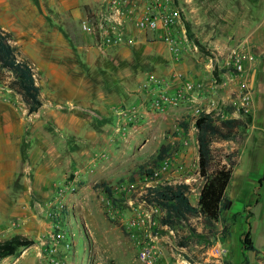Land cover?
<instances>
[{
  "label": "rangeland",
  "instance_id": "374dc122",
  "mask_svg": "<svg viewBox=\"0 0 264 264\" xmlns=\"http://www.w3.org/2000/svg\"><path fill=\"white\" fill-rule=\"evenodd\" d=\"M213 1L0 0V29L9 34L17 57L32 67L43 101L37 113L28 114L20 97L9 90L8 77L0 76V112L4 108L13 111L9 126L14 152L8 161L17 160L12 180L0 196V241L21 235L34 242L0 264H141L133 240H141L142 232L132 238L128 223L138 216L158 221L160 214L140 199L144 186L138 178L130 183L131 173L162 145H170L179 163L186 160L185 174L196 177L190 184L198 189L201 181L195 167V128L185 121L194 104L187 95L168 104L162 113L149 111L151 94L145 87L149 79L137 80L136 73H153L158 66L151 61L153 57L160 58V65L173 61L166 45L140 32L135 22L147 8L173 16L188 40L194 44L197 40L204 49L195 44L198 52H186L178 63L173 62L174 69L193 83L198 101L209 92L203 94L207 87L201 81L206 80L190 78V67L203 74L208 70L210 91L227 112L235 95L227 102L219 100L221 80L206 67L213 51L210 42L220 39L223 28ZM78 13L83 18L76 17ZM83 23L88 31L82 29ZM145 44L152 49L143 54ZM251 59L253 52L247 51L245 68ZM128 71L135 72L132 83L126 82ZM173 79L169 86H174ZM235 83L237 92L250 91L251 106L252 96L255 104L260 101L253 95L248 76ZM120 86L126 88L124 95L119 89L113 92ZM169 90L172 97L174 92ZM103 97L108 99L106 110L99 105ZM131 105L137 107L135 118L119 123L117 112ZM263 115L258 113L256 121L263 122ZM182 122L188 124L186 131L180 127ZM0 127L5 130L1 117ZM248 130L238 132L241 141L213 145L227 154L241 142L239 160L225 190L231 205L221 215L215 240L207 234H192L184 225L175 227L172 248L166 252L170 263L217 264L205 255L214 242L227 247V259L233 264H257L264 259L257 254L249 257L239 243L248 226L255 245L264 242V127H253L249 136ZM166 178L179 181L173 168ZM101 181L111 188L117 203L93 189ZM224 225L228 232L221 234ZM179 238L189 242V247H178Z\"/></svg>",
  "mask_w": 264,
  "mask_h": 264
},
{
  "label": "trees",
  "instance_id": "16d2710c",
  "mask_svg": "<svg viewBox=\"0 0 264 264\" xmlns=\"http://www.w3.org/2000/svg\"><path fill=\"white\" fill-rule=\"evenodd\" d=\"M187 32L193 38L190 28ZM195 44L204 51L197 40H195ZM0 76L8 77L9 90L20 97L28 114L38 112L43 101L33 69L17 57L14 47L10 44L9 34L1 29ZM227 113L229 114L230 111ZM193 123L197 141V174L201 180L196 206L191 205L189 201L190 187L185 183H157L145 187L147 182L154 181L153 170L157 169L160 162L170 155V145H162L153 155L142 161L131 173L129 182L132 183L138 178L139 182L143 184L144 193L140 199L148 206L159 210V225L168 226L171 229L184 225L192 234H207L209 240L214 241L218 233V224L221 222V215L231 205L230 200L225 196V190L239 157L241 140L238 132L249 129L252 117L242 112L237 118H222L216 113H202L193 120ZM180 127L186 131L188 124L182 122ZM237 139L240 141L227 154H224L223 150L216 151L213 147L216 143H233ZM93 189L102 191L114 203H117V200L113 198L111 188L105 182L94 184ZM227 232L228 226L224 225L221 234ZM239 242L242 252L258 253L251 240L249 226L247 231H242L240 234ZM33 243L31 239L21 235L0 241V261L16 256ZM176 245L187 248L190 243L179 238ZM225 264L232 263L226 260Z\"/></svg>",
  "mask_w": 264,
  "mask_h": 264
},
{
  "label": "built area",
  "instance_id": "2783aa9c",
  "mask_svg": "<svg viewBox=\"0 0 264 264\" xmlns=\"http://www.w3.org/2000/svg\"><path fill=\"white\" fill-rule=\"evenodd\" d=\"M135 27L140 32L156 33L159 40L166 45L174 63H178L186 52H198L197 46L188 40L185 29L179 26L175 18L164 10L145 9L137 17ZM82 29L88 31L86 23H83ZM246 57L247 47L242 43L237 45L226 44L221 50H215L211 53L208 69L212 72L218 71L225 75L224 78H221L220 88H226L229 85L236 84L235 82L237 79L245 76ZM173 78L177 86L172 97L167 93L169 87L168 82L152 78L149 79V83L145 87L146 91L151 94L149 104V111L151 113H162L168 104L180 102L188 95L191 102L194 104L185 120L190 126L194 127L193 120L202 113H216L222 118H233V114H228L220 109L217 100L212 96L205 104L199 102L197 96L194 94L195 87L193 83L188 81L183 74L174 72ZM234 95L235 98L232 102V108H234L235 113L240 115V112H242L243 114L250 115V91L237 92L236 90ZM140 108H142V105H140ZM136 109L137 107H134V105L120 109L117 112L119 123L124 124L127 119H131L132 117L135 118L137 113ZM170 168H173L175 173L181 169L177 153L170 152V155L160 162L159 167L153 170L154 181L147 182L145 187L157 183H170L171 181H167L168 179L166 178ZM192 181H196V179H192ZM188 182V180H184L183 183L186 184ZM198 189H200V187ZM190 192H192L191 188ZM150 208H152L154 212L159 213L157 208ZM128 229L132 234V238H135V233L139 231L142 232L141 240H133L136 247L137 259L141 264H189L187 261H181L183 263H170L168 261L166 252L172 248V238L174 237L173 229L168 226H161L156 220H151L149 218L147 221L145 218L138 216L128 223ZM144 238H147V240ZM228 254L229 250L227 247L219 242L212 243L205 252L207 260L217 264L224 263L228 258ZM262 262L264 261L262 260L259 264H264Z\"/></svg>",
  "mask_w": 264,
  "mask_h": 264
},
{
  "label": "crops",
  "instance_id": "0c3cea01",
  "mask_svg": "<svg viewBox=\"0 0 264 264\" xmlns=\"http://www.w3.org/2000/svg\"><path fill=\"white\" fill-rule=\"evenodd\" d=\"M213 2L216 4V10L214 12L217 13V11L219 12L220 10V14L222 16L221 19L223 21L222 23L223 28L221 29L220 39H213V42H210L209 47L210 49H213L212 52H214L215 50H221L226 44L237 45L239 43L245 44L247 47V51L253 52V59L248 61L247 66L245 68V77L248 76L251 82V77L252 75H254L253 85L250 87L252 88L253 95L255 96V98L260 100L259 101L260 103L256 102L255 104L253 100V96H252V106H251V114H250L252 117V124L248 130L249 131L248 136H249L251 134V131L253 130V127L254 128L264 127V115L262 112L264 108V0H229L228 2L224 0H214ZM83 16L84 15L81 13L76 14V17H79V18H83ZM212 20H213L212 23L215 25V23L217 22V17H214V19ZM209 22L210 20L207 16L206 24L209 25ZM214 31H216L215 28L213 29V33H214L213 36L216 35V32ZM148 35H150L151 37L154 36L156 39L159 40L156 33L148 32ZM142 43H144V41ZM151 47L152 46L148 44H145L144 46L142 45L141 50L143 51V54L149 52L150 49H152ZM127 57H128V54H126V58ZM209 58H210V55L208 57L206 67L209 66ZM151 61L153 62L154 65H158V66H155V69L152 71L153 73L149 74V73L137 72L136 73V77L138 78L137 80L141 79L142 81L146 82L150 78H162L164 79V81L169 82L170 79L173 78L174 72L183 74L180 70L174 69L175 64L173 62H170L169 64H165V65L164 64L160 65L159 64L160 58H154V57L151 58ZM184 68L185 67H183L182 69ZM133 73L135 72L128 71L125 74L126 76L125 78H128L126 82L132 83L131 80L135 78L131 75ZM215 73L217 74L218 78H220V80L221 78L225 77V75L222 74L221 72L215 71ZM209 74L210 72L208 70L206 74H203L200 71V69L198 70L195 66L190 67V78H195V80H206V81H201V83L205 84L206 85L205 87H207L206 90L204 88L203 94H205L206 91H208L209 93L205 94V97L204 95L201 94V98L199 102H201L202 104H205L211 96L218 100L215 94L212 93V91H210L212 89V83L209 81L207 82V78H209ZM173 82H174V86L172 85L168 87V90L170 89L169 90L170 94L174 92L177 86L175 80ZM118 87L115 88L113 92L116 91V89H119L124 95V93H126L125 92L126 88L122 86H120V88ZM220 89L221 91H220L219 100H221L222 102H227L229 101L230 96L236 91L237 85L235 86L234 84H232L226 88H220ZM107 103H108V99H105L104 97L101 98V102H99L100 108H103L106 110L105 104ZM110 105L111 103L108 106ZM169 110L171 111L173 109H169ZM229 111H230L229 114H233V118H237L239 116L237 113H235L234 108L229 107L227 109V112ZM12 112H13L12 108H4L0 112L1 123L5 124V127H4L5 130H3L0 127V196L5 194V190L8 184L12 180V177L14 174L13 170L15 168L14 166H15V163L17 162V160L10 161V162L8 161V158H9L8 156L10 155V152H14L13 148H11V145H10L11 131H10V126H9V118ZM258 113L260 115H263V122H260L261 119H259L258 122L256 121L255 117L256 115L258 116ZM195 133H196V129H195ZM247 139H246L245 144H247ZM3 143L4 145L6 144L5 149L3 148ZM196 145H197V141H196ZM1 146H2V149H1ZM238 160H239V157L237 159V162ZM197 161H198V158H196V162H195L196 175L198 178ZM186 163H187L186 160H183L180 163L181 169L177 173H175V175L179 177L178 179L179 181H174L173 183H176V182L183 183L184 180H188L189 182L186 184L189 185L192 191L189 196V201L191 205L196 206L197 201H198V196H199V193H198L199 189L196 190V188L190 184V181L192 179H195L196 177L187 176L185 174L186 173V166H185ZM191 197H193V200H195V203H192ZM253 244L257 252H259L260 254L254 253V252H246V254L249 255V257L250 255H255V254L264 256V249H263L264 242L260 246H256L254 242ZM262 260L264 261V259ZM229 261L233 264V260L230 259ZM256 262L257 264H259L261 261L259 262L256 261Z\"/></svg>",
  "mask_w": 264,
  "mask_h": 264
},
{
  "label": "water",
  "instance_id": "95a60500",
  "mask_svg": "<svg viewBox=\"0 0 264 264\" xmlns=\"http://www.w3.org/2000/svg\"><path fill=\"white\" fill-rule=\"evenodd\" d=\"M253 79H254V75H252V77H251L250 86H252V85H253Z\"/></svg>",
  "mask_w": 264,
  "mask_h": 264
}]
</instances>
